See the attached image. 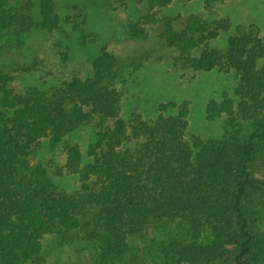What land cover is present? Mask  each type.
Returning <instances> with one entry per match:
<instances>
[{
    "label": "trees",
    "instance_id": "1",
    "mask_svg": "<svg viewBox=\"0 0 264 264\" xmlns=\"http://www.w3.org/2000/svg\"><path fill=\"white\" fill-rule=\"evenodd\" d=\"M180 1L150 0L151 11L128 24L126 33L147 36L146 26L163 23L162 35L178 49L173 65L182 75L232 74L233 92L211 99L207 117H224L227 128L251 124L255 130L247 138L231 130L220 139L189 134L187 102L163 104L153 120L138 112L121 117L123 92L113 86L118 60L107 50L94 60L92 75L74 77L47 93L35 87L16 93L12 76L0 70V264L33 260L45 236L83 225L100 242L97 264H115L130 250L133 235L174 218L186 220L194 238L161 245L177 264L264 260V238L250 227L256 205L264 207V180L259 183L254 171L256 155L264 154V36L255 24L193 13L177 29L176 16L153 10ZM217 1L205 0L206 7ZM8 4L0 0V31L59 26L52 0H40L39 23ZM174 107L176 113H167ZM87 125L98 128L99 151L85 163L71 135ZM40 139L64 149L65 171L80 178L77 194L56 192L52 180L23 158L30 143ZM205 228L212 236L198 243Z\"/></svg>",
    "mask_w": 264,
    "mask_h": 264
},
{
    "label": "rangeland",
    "instance_id": "2",
    "mask_svg": "<svg viewBox=\"0 0 264 264\" xmlns=\"http://www.w3.org/2000/svg\"><path fill=\"white\" fill-rule=\"evenodd\" d=\"M31 2L29 6L27 4ZM59 16L58 28L47 30L35 25L29 31L8 29L0 31V70L12 76L10 86L16 93L29 87L50 92L74 77L86 78L94 72V60L102 50L111 52L118 60L113 86L123 92L120 115L133 112L153 120L163 104H189L188 133L204 139H220L228 130L247 138L255 128H227L224 117L209 119L207 104L224 91L233 92L235 77L217 70L190 72L182 75L173 65L178 49L170 46L162 32L164 24L146 26L147 36L131 37L126 27L151 11L150 0H52ZM8 8H23L35 22H40V0H9ZM155 11L176 16L175 27L182 28L188 16L198 14L214 20L229 18L235 24H255L264 36V0H220L210 8L205 0H181ZM226 34L219 38L224 43ZM216 43V42H215ZM214 43V44H215ZM177 107L167 113H176ZM97 130L87 125L71 135L87 163L92 152L99 151ZM32 167L50 178L56 192L75 195L80 189L77 174L65 171V151L45 139L31 142L23 156ZM63 168L62 174L58 172ZM258 182L264 180V154H257L254 163ZM36 175L41 176V173ZM260 200V199H259ZM255 234L264 238V207L258 203L250 220ZM86 225L68 231H57L42 239L40 253L22 264H97L100 242ZM212 236L209 228L201 231L198 243H207ZM171 239L194 240L190 224L179 218L163 219L147 225L131 238L130 250L115 260V264H177L168 259L161 245ZM264 264V260L260 262Z\"/></svg>",
    "mask_w": 264,
    "mask_h": 264
}]
</instances>
